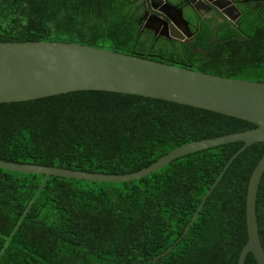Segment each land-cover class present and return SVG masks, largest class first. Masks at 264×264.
<instances>
[{
	"label": "trees",
	"instance_id": "trees-1",
	"mask_svg": "<svg viewBox=\"0 0 264 264\" xmlns=\"http://www.w3.org/2000/svg\"><path fill=\"white\" fill-rule=\"evenodd\" d=\"M136 12L128 0H0V43L79 44L264 82V13L239 31L203 23L185 44L141 29ZM255 127L160 99L77 91L0 104V159L123 175L185 144ZM242 146L192 153L115 184L0 169V264H237L247 241V185L263 143L235 156L182 234ZM256 215L264 250V172ZM244 264H256L252 254Z\"/></svg>",
	"mask_w": 264,
	"mask_h": 264
},
{
	"label": "water",
	"instance_id": "water-1",
	"mask_svg": "<svg viewBox=\"0 0 264 264\" xmlns=\"http://www.w3.org/2000/svg\"><path fill=\"white\" fill-rule=\"evenodd\" d=\"M180 19L183 21L181 16ZM147 29L150 27L147 26ZM168 30L169 33L164 30L160 35L167 39H182L173 26L170 25ZM204 56L207 54L204 53ZM77 91H101L160 99L244 120L256 126L251 130L185 144L149 166L123 175L97 174L0 159L2 170L43 175L44 180L53 176L115 184L140 180L175 159L192 153L242 142L243 146L229 159L215 183L205 193L182 236L195 221L211 190L235 156L252 144H264V82L214 76L79 44L43 41L0 43V104ZM263 172L264 154L253 169L247 185V241L239 253L237 264H244L249 253L256 264H264L256 215L257 194ZM172 248L173 245L154 258L153 262L165 256Z\"/></svg>",
	"mask_w": 264,
	"mask_h": 264
},
{
	"label": "flooded vegetation",
	"instance_id": "flooded-vegetation-1",
	"mask_svg": "<svg viewBox=\"0 0 264 264\" xmlns=\"http://www.w3.org/2000/svg\"><path fill=\"white\" fill-rule=\"evenodd\" d=\"M128 1L137 10V22L141 29L152 32L156 37H163L160 33L164 30L169 33L168 28L171 25L177 29L182 39L170 40L185 44L191 42L193 30H197L203 23L213 29L226 27L239 31L246 20L254 16L262 19L264 13V0Z\"/></svg>",
	"mask_w": 264,
	"mask_h": 264
}]
</instances>
